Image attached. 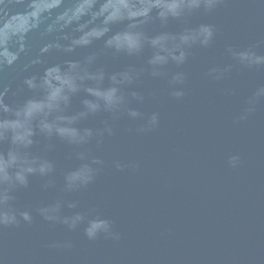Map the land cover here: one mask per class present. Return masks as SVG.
I'll return each mask as SVG.
<instances>
[{"label": "water", "instance_id": "1", "mask_svg": "<svg viewBox=\"0 0 264 264\" xmlns=\"http://www.w3.org/2000/svg\"><path fill=\"white\" fill-rule=\"evenodd\" d=\"M0 264H264V0H0Z\"/></svg>", "mask_w": 264, "mask_h": 264}, {"label": "clouds", "instance_id": "2", "mask_svg": "<svg viewBox=\"0 0 264 264\" xmlns=\"http://www.w3.org/2000/svg\"><path fill=\"white\" fill-rule=\"evenodd\" d=\"M111 98H112V93H109L107 99L111 100Z\"/></svg>", "mask_w": 264, "mask_h": 264}]
</instances>
